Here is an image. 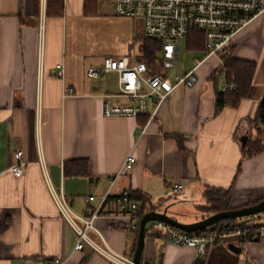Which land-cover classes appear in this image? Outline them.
<instances>
[{"label": "crops", "instance_id": "0c3cea01", "mask_svg": "<svg viewBox=\"0 0 264 264\" xmlns=\"http://www.w3.org/2000/svg\"><path fill=\"white\" fill-rule=\"evenodd\" d=\"M145 37L140 20L115 14L113 0H64L60 15L48 12V0H0V264L53 258L64 264H113L89 247L75 250L77 233L61 215L49 180L81 215H90L108 197L94 224L114 250L130 257L138 232L119 215L116 196L123 190L143 195L148 210L160 205L182 223L202 219L181 221L176 214L198 203L203 209L210 190H230L231 209L264 197V150L245 155L252 138L264 142V13L228 45L236 58L255 63L247 97L218 110L217 94L227 78L220 72L221 55L192 50L202 54L195 58L202 64L196 67L194 60L177 73L195 70L196 83L178 85L139 135L148 115L103 114L106 95L119 92L118 74L91 78L87 71L107 56L137 61ZM58 64L64 65L63 77ZM167 66L178 65L163 61L158 68L171 77ZM68 88L74 92L66 94ZM17 149L24 152L21 177L11 171ZM129 154L136 165L112 185ZM78 160L85 161L87 174L67 173L65 163ZM177 184L183 188L174 193ZM143 263L264 264V240L231 237L198 258L193 247L147 235Z\"/></svg>", "mask_w": 264, "mask_h": 264}, {"label": "built area", "instance_id": "2783aa9c", "mask_svg": "<svg viewBox=\"0 0 264 264\" xmlns=\"http://www.w3.org/2000/svg\"><path fill=\"white\" fill-rule=\"evenodd\" d=\"M45 1V0H44ZM114 12L118 16L138 19L143 24L146 37L161 41V58L166 64L178 65L180 58L179 43L186 39L192 30L204 33V49L206 57L219 54L232 41L236 33L247 27L252 20L264 13V0H113ZM196 67L202 60H195ZM57 74L64 76L63 64L57 65ZM101 73H117L119 92L106 95L103 114L106 117H141L148 115L147 122L138 128L143 135L149 123L156 117L157 111L178 85L193 86L196 81L195 70L185 74L177 73L172 79L167 74H151L145 62H138L130 55L122 57L107 56L100 67H91L88 77L98 78ZM237 88L235 77L226 78L223 91ZM68 88L66 94H72ZM113 97L125 99V103H114ZM151 104L153 110L151 111ZM15 162L11 171L16 177L23 176L24 152H14ZM137 159L129 154L118 173L110 179L113 185L119 176L128 175ZM49 185L56 205L70 226L77 233L75 250L89 247L113 264H137L133 257L114 250L106 241L102 232L94 222L102 215L104 203L90 212V215L76 213L70 206L63 190L56 189L49 180ZM182 184L174 185V193H179ZM119 215L130 221L134 230L140 229L142 216L139 213L141 202L134 199L129 190H123L116 196ZM253 229L241 225L226 227L222 223L215 229L204 232H186L183 229L165 222H150L146 226V234L163 235L178 245L193 247L198 258H205L211 247L231 237L247 238ZM256 237L264 240V225L256 229ZM62 258L46 259L41 264H64ZM144 264V263H142Z\"/></svg>", "mask_w": 264, "mask_h": 264}, {"label": "trees", "instance_id": "16d2710c", "mask_svg": "<svg viewBox=\"0 0 264 264\" xmlns=\"http://www.w3.org/2000/svg\"><path fill=\"white\" fill-rule=\"evenodd\" d=\"M64 0H48V12L56 13L60 15L63 9ZM188 48L190 50H203L204 48V33L198 30H192L186 37ZM235 48L227 46L224 50L220 52L221 58L223 60V66L220 72L226 71L227 78L235 77L237 88L233 91H221L217 94V107L218 110H223L227 106H236L243 98L249 95V91L252 85V80L255 73V63L251 61H246L238 59L234 56ZM138 62H145L150 68L151 74L159 73L158 68L163 64V59L161 58V41L158 39H152L145 37L140 44V55ZM219 75V74H218ZM260 110V118L264 117L263 107ZM180 144L182 143V137H177ZM264 150L263 139L259 136L252 138L245 150V155L249 157L256 156ZM65 171L67 173L76 174H87V169L85 167V161H68L65 163ZM134 199L143 200L140 205L139 213L143 217L147 208V199L141 194L136 192H131ZM206 198L209 205L202 207L203 209L213 211L214 213L223 210L231 209L229 205L230 190L219 189L217 191H208ZM264 197L258 199L257 201L251 203H257ZM249 204V205H251ZM239 223V224H238ZM231 225H241L243 227L252 228L253 230L248 235L247 238L252 239L256 237V229L264 225V213L253 215L245 218H240L237 220H232ZM137 232H139L137 230ZM259 238V237H258Z\"/></svg>", "mask_w": 264, "mask_h": 264}, {"label": "water", "instance_id": "95a60500", "mask_svg": "<svg viewBox=\"0 0 264 264\" xmlns=\"http://www.w3.org/2000/svg\"><path fill=\"white\" fill-rule=\"evenodd\" d=\"M247 144V139L243 141V147ZM160 205L153 206L143 215L140 221V229L138 232V242L133 259L137 264L143 263V251L146 240V226L150 222H165L172 226L183 229L186 232L196 233L204 232L209 229H215L218 224L222 223L226 227L231 225L232 220H237L240 218H245L253 215H258L264 213V198L257 203L247 205L240 208L223 210L216 212L213 215L202 218L201 220L195 221L193 223H182L168 214V209L163 211L160 210ZM239 224V223H238Z\"/></svg>", "mask_w": 264, "mask_h": 264}, {"label": "rangeland", "instance_id": "374dc122", "mask_svg": "<svg viewBox=\"0 0 264 264\" xmlns=\"http://www.w3.org/2000/svg\"><path fill=\"white\" fill-rule=\"evenodd\" d=\"M258 40L259 38H257L255 41L257 45H258ZM180 46H181V57H180V62L178 64V68L176 69L175 66H167V72L172 78L177 73V71L182 73L188 67L193 66L196 57L198 58L202 57V54H200L199 52H194L187 48L186 39L180 41ZM201 205H205V204L198 203L197 207L187 206L186 209H182L179 213H177L176 217L181 221H189L192 219L203 218L214 214L213 211L200 209L199 206ZM206 205H209V203Z\"/></svg>", "mask_w": 264, "mask_h": 264}]
</instances>
